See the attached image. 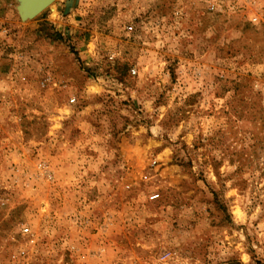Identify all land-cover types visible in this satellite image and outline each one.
Masks as SVG:
<instances>
[{
    "label": "rangeland",
    "instance_id": "374dc122",
    "mask_svg": "<svg viewBox=\"0 0 264 264\" xmlns=\"http://www.w3.org/2000/svg\"><path fill=\"white\" fill-rule=\"evenodd\" d=\"M17 6L0 264H264V0Z\"/></svg>",
    "mask_w": 264,
    "mask_h": 264
},
{
    "label": "water",
    "instance_id": "95a60500",
    "mask_svg": "<svg viewBox=\"0 0 264 264\" xmlns=\"http://www.w3.org/2000/svg\"><path fill=\"white\" fill-rule=\"evenodd\" d=\"M17 12L22 21L31 20L48 9L54 0H16Z\"/></svg>",
    "mask_w": 264,
    "mask_h": 264
},
{
    "label": "built area",
    "instance_id": "2783aa9c",
    "mask_svg": "<svg viewBox=\"0 0 264 264\" xmlns=\"http://www.w3.org/2000/svg\"><path fill=\"white\" fill-rule=\"evenodd\" d=\"M133 73H134V72H133ZM23 232L26 233V232H27V229H25Z\"/></svg>",
    "mask_w": 264,
    "mask_h": 264
}]
</instances>
